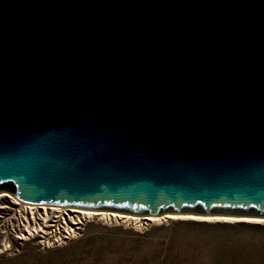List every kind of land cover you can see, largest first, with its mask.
Returning a JSON list of instances; mask_svg holds the SVG:
<instances>
[{"label":"water","instance_id":"1","mask_svg":"<svg viewBox=\"0 0 264 264\" xmlns=\"http://www.w3.org/2000/svg\"><path fill=\"white\" fill-rule=\"evenodd\" d=\"M2 193L264 220V0H0Z\"/></svg>","mask_w":264,"mask_h":264},{"label":"rangeland","instance_id":"2","mask_svg":"<svg viewBox=\"0 0 264 264\" xmlns=\"http://www.w3.org/2000/svg\"><path fill=\"white\" fill-rule=\"evenodd\" d=\"M11 198L0 200V264H264V224L253 222L183 220L139 229L92 218L60 246L19 242L13 229L20 205Z\"/></svg>","mask_w":264,"mask_h":264},{"label":"built area","instance_id":"3","mask_svg":"<svg viewBox=\"0 0 264 264\" xmlns=\"http://www.w3.org/2000/svg\"><path fill=\"white\" fill-rule=\"evenodd\" d=\"M16 204L20 205L17 210L20 224L16 229H13V237L19 242L38 238L44 246H60L77 238L87 221L85 219L82 222L71 219L68 215L69 211L64 214H50V216H47L43 210V207L46 206H36L38 212L36 210H34L36 212H33L26 208H30L31 205H22L19 202ZM66 210L72 211L74 209Z\"/></svg>","mask_w":264,"mask_h":264},{"label":"bare ground","instance_id":"4","mask_svg":"<svg viewBox=\"0 0 264 264\" xmlns=\"http://www.w3.org/2000/svg\"><path fill=\"white\" fill-rule=\"evenodd\" d=\"M4 198H11V197H9L6 194H0V200ZM14 202L16 203V201ZM26 208L33 212L36 211L38 212V208L36 206L33 207V205H31L30 208L28 207ZM43 210L47 216H50V214H61V213L64 214L65 212L69 211L70 213L68 215L73 220H79L82 222L84 219L88 220L92 218H97L98 220H102L103 222L119 223V224L123 223L139 229L145 228L151 225L152 223H170L173 221H183V220L203 221V222H237V221L253 222V223L264 222V220L261 219H248V218L241 219L235 217H200L193 215H166L161 217L141 218L137 216L122 215V214L103 212V211H86V210H76V209L71 211V210H66L64 208H55V207L52 208L43 207Z\"/></svg>","mask_w":264,"mask_h":264},{"label":"snow or ice","instance_id":"5","mask_svg":"<svg viewBox=\"0 0 264 264\" xmlns=\"http://www.w3.org/2000/svg\"><path fill=\"white\" fill-rule=\"evenodd\" d=\"M261 223H264V222H261Z\"/></svg>","mask_w":264,"mask_h":264}]
</instances>
